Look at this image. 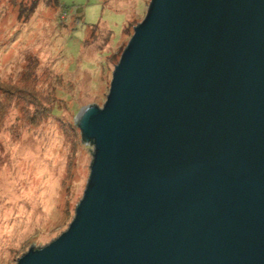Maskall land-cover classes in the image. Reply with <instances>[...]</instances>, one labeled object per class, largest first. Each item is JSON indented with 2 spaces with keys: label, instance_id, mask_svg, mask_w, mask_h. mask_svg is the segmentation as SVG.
<instances>
[{
  "label": "water",
  "instance_id": "1",
  "mask_svg": "<svg viewBox=\"0 0 264 264\" xmlns=\"http://www.w3.org/2000/svg\"><path fill=\"white\" fill-rule=\"evenodd\" d=\"M67 230L16 264H264V0H150Z\"/></svg>",
  "mask_w": 264,
  "mask_h": 264
},
{
  "label": "rangeland",
  "instance_id": "2",
  "mask_svg": "<svg viewBox=\"0 0 264 264\" xmlns=\"http://www.w3.org/2000/svg\"><path fill=\"white\" fill-rule=\"evenodd\" d=\"M0 0V264L65 232L93 155L75 118L102 107L150 0ZM111 37L109 36V32Z\"/></svg>",
  "mask_w": 264,
  "mask_h": 264
},
{
  "label": "trees",
  "instance_id": "3",
  "mask_svg": "<svg viewBox=\"0 0 264 264\" xmlns=\"http://www.w3.org/2000/svg\"><path fill=\"white\" fill-rule=\"evenodd\" d=\"M46 4L48 6H51L53 8H57L59 6L58 4V0H45ZM38 3V0H33L32 4L30 5V7L28 8V13H25V17L28 18V16L34 11V9L36 8ZM109 32V31H108ZM109 36L111 37V33L109 32Z\"/></svg>",
  "mask_w": 264,
  "mask_h": 264
}]
</instances>
